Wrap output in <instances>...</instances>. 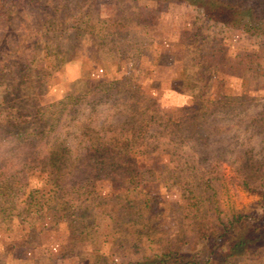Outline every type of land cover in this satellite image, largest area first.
Segmentation results:
<instances>
[{"label":"rangeland","instance_id":"rangeland-1","mask_svg":"<svg viewBox=\"0 0 264 264\" xmlns=\"http://www.w3.org/2000/svg\"><path fill=\"white\" fill-rule=\"evenodd\" d=\"M260 1L264 0H242V4L264 16ZM31 10L22 9L29 20ZM22 20H13L12 28L19 31ZM4 32L0 25V43L6 40ZM137 32L149 40L146 55L150 63L144 64L137 76L138 89L129 95L118 85L106 99L109 95L94 82L104 76L127 75L128 58L110 45L95 55L91 51V56L87 48L78 49L74 61L63 63L50 53L47 42L40 54L51 78L43 94L14 89L10 81L0 85V184L5 179L9 184L7 190L0 188V203L14 216L20 213L12 224L0 222V264H78L79 252L73 248L66 224L46 225L40 206H32L24 218L22 194L40 189L49 180L42 169L53 157L58 161L55 182L84 189L85 195L76 202L80 207H93L106 199L108 182L120 168L115 163L124 160L120 153L98 146L108 141L119 144L130 158L121 164L125 171L134 169L141 159L150 163L153 172L166 171V183L145 180L138 189L147 200L168 205L165 226L169 233L181 226L177 206L187 188L215 201L226 215L257 211L264 204V51H259L260 40L226 28L197 7L175 2L166 4L156 22L140 25ZM211 52L224 60L260 54L261 69L245 71L242 76L210 71L214 76L206 85L191 92L195 88L192 81L201 77L190 60L201 61ZM92 54L99 63L91 62ZM186 85L189 89L183 92ZM200 93L209 98L204 106L194 107L193 97ZM61 101L65 104L47 115L52 127H41L43 132L29 143L15 140L9 127L1 126L10 114L26 120L37 110ZM18 130L24 135V128ZM30 162L36 170L25 167L24 163ZM110 164L112 171L107 168ZM23 220L25 223L20 222ZM98 248L93 256L109 255L110 245L104 238ZM137 257L128 250L120 260Z\"/></svg>","mask_w":264,"mask_h":264},{"label":"trees","instance_id":"trees-1","mask_svg":"<svg viewBox=\"0 0 264 264\" xmlns=\"http://www.w3.org/2000/svg\"><path fill=\"white\" fill-rule=\"evenodd\" d=\"M172 2L197 7L207 18L226 28L255 36L261 42L260 53L264 51V16L255 15L254 8L243 5L242 0H0V25L6 36V40L0 43V85L10 81L14 89L20 88L30 95L43 94L51 78L40 54L47 48V42L51 45L50 53L63 63L74 61L78 49L87 48L91 56V51L95 55L110 45L128 58L127 75L108 79L104 76L94 82L109 95L106 99L118 85H123L122 92L129 95L131 90L138 89L137 76L144 64L150 63L146 55L149 40L137 35L138 28L156 22L165 5ZM19 6L32 9L28 14L30 20ZM93 6L97 7L96 11ZM13 20H22L19 31L12 28ZM259 57L260 54H246L224 60L223 56L211 52L201 61L190 60L196 64L201 77L192 81L195 88L191 92L206 85L214 76L210 71L222 70L242 76L245 71L260 68ZM89 59L93 64L99 63L96 56ZM183 88V92H186L185 88L189 89L187 85ZM205 95H194V107L205 105L209 98ZM69 100L73 101L72 98ZM63 104L61 101L45 106L34 115H28L29 120L20 121L21 115L10 114V118L4 117L6 122L1 126L9 127L10 136L15 140L29 143L43 132L41 127H52L47 115ZM19 127L25 129L24 135ZM98 146L130 160L119 144L108 141ZM124 160L115 163L120 164L116 176L104 177L111 180L106 199L98 200L93 207H80L76 202L85 195L84 189L58 185L54 179L58 161L49 158L46 168L42 169L49 180L40 189L26 190L22 194L24 218L28 217L32 206H40L46 225L53 222L55 227L64 222L72 233L73 248L79 252L78 264H264L263 203L257 211L243 210L226 215L215 201L202 198L195 188H187L181 193L177 206L181 226L169 233L165 226L168 205L147 200L138 189L145 180L166 183L169 180L166 171L153 172L148 167L150 163L144 164L142 159L134 169L125 171L121 167ZM51 163L52 167L49 166ZM24 165L36 170L33 162ZM107 168L108 171L114 169L112 164ZM0 185L1 189H9L6 179ZM24 186L22 189H26ZM9 212L12 211L0 203L2 224L19 220V212L15 216ZM20 222L25 223V220ZM100 238L110 245L108 256L92 255L98 254ZM128 250L138 257L130 261L120 260Z\"/></svg>","mask_w":264,"mask_h":264}]
</instances>
